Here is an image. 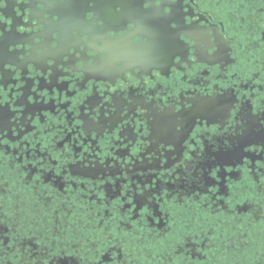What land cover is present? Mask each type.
I'll use <instances>...</instances> for the list:
<instances>
[{"label":"flooded vegetation","instance_id":"obj_1","mask_svg":"<svg viewBox=\"0 0 264 264\" xmlns=\"http://www.w3.org/2000/svg\"><path fill=\"white\" fill-rule=\"evenodd\" d=\"M97 3L0 0V264H264V0Z\"/></svg>","mask_w":264,"mask_h":264},{"label":"snow or ice","instance_id":"obj_2","mask_svg":"<svg viewBox=\"0 0 264 264\" xmlns=\"http://www.w3.org/2000/svg\"><path fill=\"white\" fill-rule=\"evenodd\" d=\"M188 2L189 0H173V3L176 4L177 8L180 10L178 15L174 14L173 7H167V5L162 8V16L153 14L151 12L152 4L154 3L155 6H160L162 4V0H129L128 6H134L138 8V12L144 13L148 17V22L155 21L161 24L164 32L167 34L173 44L187 45L184 35L185 28H189L194 24L192 19H188L190 13L188 8L185 7ZM70 4L78 8L83 19L86 21L90 23L94 22L97 27L100 25L105 26V18L98 17L96 15V8L98 7L97 0H70ZM121 9H125V4L116 3L114 6V12L118 17L124 14V11H121ZM128 19H131V17ZM128 19L126 21H117L118 26L135 27L136 25L128 24ZM3 35L4 33L0 32V37ZM81 35H83V33ZM121 35H123V33H121ZM85 39H87V37H85ZM186 56L187 51H176L168 56V60L171 62L172 59L175 58L176 63L179 64L181 58ZM136 71H139V69H136ZM212 102L225 105L226 114L231 108V102L226 100L223 95L213 98ZM199 109L200 104L197 100H193L190 104L183 101H173L170 105H165L162 114L166 117V119L174 121V137H179L181 139L186 137L187 131L189 130V127L187 126L189 121L191 124H195L197 122V117L202 118V112ZM4 119L5 117L0 114V135H4ZM145 211H147V209H145Z\"/></svg>","mask_w":264,"mask_h":264}]
</instances>
